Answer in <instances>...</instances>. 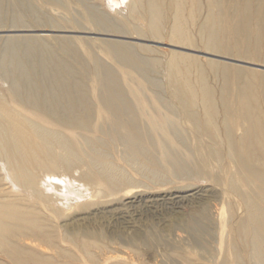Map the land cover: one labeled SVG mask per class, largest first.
Returning a JSON list of instances; mask_svg holds the SVG:
<instances>
[{
  "label": "bare ground",
  "instance_id": "1",
  "mask_svg": "<svg viewBox=\"0 0 264 264\" xmlns=\"http://www.w3.org/2000/svg\"><path fill=\"white\" fill-rule=\"evenodd\" d=\"M71 1L9 0L16 21L36 17L35 2L56 6ZM77 1L87 6L81 18L96 27L79 32L185 50L167 51L164 87L169 99L151 106L145 84L130 98L119 71L96 58L94 47L86 60L69 40L51 44L43 35L12 33L36 28L11 27L0 58L5 79L0 88V264H58L37 251L58 250L62 242L93 258L88 240L59 236L54 226L66 209L88 203L75 192L83 187L92 188L91 197L120 194L136 186L129 167L149 172L156 181L165 163L174 177L207 175L225 187L226 195L240 198L243 215L232 212L229 222L233 259L225 257L221 264H264V69L183 52L225 53L230 60L264 66V0H111L116 9H129L128 17L116 20L94 11L87 0ZM128 19L134 22L133 31ZM133 44L109 40L104 47L146 75L154 64L160 66L159 58L151 56L159 54L156 47ZM211 76L218 86L212 85ZM170 113L191 123L194 149L188 136L172 132L179 126ZM120 146L123 154L117 156ZM64 178H69L66 185Z\"/></svg>",
  "mask_w": 264,
  "mask_h": 264
},
{
  "label": "rangeland",
  "instance_id": "2",
  "mask_svg": "<svg viewBox=\"0 0 264 264\" xmlns=\"http://www.w3.org/2000/svg\"><path fill=\"white\" fill-rule=\"evenodd\" d=\"M72 2L74 3L72 4ZM75 2L76 0H72L68 3L69 6L66 5L67 3H64V5L58 3L55 6L37 4L35 2L33 4L37 7L36 17H26V20L24 18L21 22L13 18L12 4L9 0H0V58L2 43L5 35L11 31V27L17 28L19 25L18 28H36V31H18L12 33L17 35L20 34V37L43 35L51 44H54L57 39L69 40L77 52L86 60H89L87 52L94 47L92 53L96 55V58L101 60L104 64H109V66L111 64L115 71H119L116 73L122 81L126 93L129 96L131 95L130 98L134 97V90H139L140 86L145 84V87H142L148 105L152 106L158 103V105L161 106L160 100H168L169 95L164 87V83H166L167 79L165 77L166 72L164 71V69H167L165 61L167 59V51L170 52L173 49L180 51L182 48L180 49L167 43L160 44L153 41L137 40L136 38L130 39L118 35L113 36L79 32L81 28L83 29L84 27H96H93L85 18H81L82 15L85 14L83 11H87V6L81 5L82 3L78 1L76 2L77 4ZM86 2L88 5L90 4L96 7L94 11L105 13L110 19H124V16L128 17L129 15L128 8L123 6V9H116L115 6H112L114 3L111 0H87ZM40 11L43 14L40 13ZM45 16L53 19L50 20L51 22L43 21L42 17ZM128 21V28L131 31V28H133L131 25L133 26L134 22H132V19H128ZM103 38L106 40H102ZM109 40L129 41V43L132 42L134 43L133 45L136 46H140V44L141 46L142 44L148 45V43L149 46L153 45L152 47H156L155 52L159 54L154 52L155 54L151 53V56L153 57L154 55V57L157 56L159 58L160 66L158 63L157 65L154 64L156 69L153 66L151 68L152 71L148 74L151 77L130 64L127 67L128 63L125 61H122V63L120 59L113 58L112 55L107 53L106 47L104 46H106V42ZM165 41L167 42L169 40L165 39ZM102 42H104V46L100 45ZM157 46L161 49H158ZM199 47L203 48L202 45ZM183 52H191L196 55L198 53L203 60L209 57L215 60L219 59L218 61L223 62L231 61L230 63H237V65L242 63L239 65L248 68L264 69V66L259 65V62H244L239 59L230 60L226 58L225 53L222 56H215L190 50ZM118 65H121L120 67H122V70L120 67L118 68ZM157 69H160V71ZM0 75L1 88L5 85L4 75L1 70ZM140 79H142V81H140ZM210 80L213 86H218V81H216L214 77L211 76ZM148 81H150V83ZM161 82L163 83L161 84ZM87 83L91 84L90 77H88ZM155 85L157 87H155ZM148 88L150 91H147ZM155 93L156 95H154ZM170 116L175 120L177 126H179V129H172L173 133L177 132L181 136L185 135L188 137L191 134L192 136V125L189 121L173 113H170ZM219 122H221V119ZM189 138L192 144L191 148L194 149L196 139L194 137ZM119 148L121 151H119ZM118 149L120 153L116 154L117 156L123 154V147L120 146ZM159 149L160 148H158L157 153L161 152ZM183 150L184 153L186 152V155H189L187 149L184 148ZM120 162L123 163L122 160H120ZM164 162L165 161H163V164ZM163 164H161L162 167L165 164L167 165L164 166L165 168L169 167V164ZM164 167L162 170L160 169L162 178L156 181L150 179L148 175L149 172L146 171L145 173H141L136 170L137 168L129 167V170L131 169L132 171L130 172L135 178L136 186L130 187L120 194L105 195L101 193L100 195L91 197L93 191L91 187L89 190L82 187L80 191L75 192V194L81 193L82 197H80V199L82 203L84 201H88V203L86 204L84 202L86 205L82 206L83 208L78 206L66 209L61 218L54 223V226L59 236L77 235L80 239L88 240L90 242L88 251L94 255L93 258L85 253L86 250L83 251L76 245L68 242L59 243L58 250L46 247V251H41V249L38 248L37 252L51 257L54 262L58 264H221L225 257L233 259V254L229 249L232 238L230 234L231 223L229 222H231L232 212L236 213V216L243 215L240 198L237 195H226L225 187L208 178L207 175L206 177L205 175H194L190 177L191 179H183V177L177 178L174 177V175L172 176V173L170 174V172H167ZM164 175L168 176L165 177ZM64 180L62 185H66L69 178H67V181L65 178ZM75 183L76 182L73 183L74 186H76ZM69 187L73 186L69 185ZM60 249H63L65 254L59 253L58 251Z\"/></svg>",
  "mask_w": 264,
  "mask_h": 264
}]
</instances>
